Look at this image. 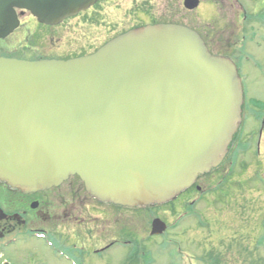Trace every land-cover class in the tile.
I'll list each match as a JSON object with an SVG mask.
<instances>
[{
  "label": "water",
  "instance_id": "water-1",
  "mask_svg": "<svg viewBox=\"0 0 264 264\" xmlns=\"http://www.w3.org/2000/svg\"><path fill=\"white\" fill-rule=\"evenodd\" d=\"M98 1L0 0V40L18 11L55 26ZM242 92L235 64L182 25L131 30L67 61L0 58V181L38 192L77 176L103 203L167 204L222 163ZM165 229L156 219L152 235Z\"/></svg>",
  "mask_w": 264,
  "mask_h": 264
},
{
  "label": "flooded vegetation",
  "instance_id": "flooded-vegetation-1",
  "mask_svg": "<svg viewBox=\"0 0 264 264\" xmlns=\"http://www.w3.org/2000/svg\"><path fill=\"white\" fill-rule=\"evenodd\" d=\"M102 1L104 0H99L87 12L93 11ZM223 1L225 0H199L198 8L192 11L185 8V0H183V6L188 13L202 7L204 11H207V16L215 17L220 22L221 16L217 13L218 8L216 9V7L221 6ZM226 1L229 2V0ZM231 1L233 10L234 6H237L240 11L238 15L233 14L234 18L237 16L240 21L247 24L244 26H247L248 29L239 30L240 36L231 31L226 44L221 43V48H224L228 54L214 53L217 45L213 43L214 41L207 33H199L212 55L227 58L236 65L242 84L244 99L242 121L233 141L229 144L228 153L223 162L209 173L198 176L188 190L172 198L167 204L149 207L131 208L100 202L87 193L84 183L77 176L70 177L59 186L38 192H23L0 181V264H47L45 257L47 253L54 258L58 257L59 262L64 261L66 264H153V255L155 253L166 254V251L171 262L176 264L175 261L181 259L184 254L185 231L182 228L185 222L196 223L197 226L194 229L198 231L205 230L213 224L207 212L198 207L202 203H211L212 201L228 206L235 205L241 190L239 184L245 180L248 185L251 184L248 176L244 178V175L238 173L241 155H252L253 164L256 167V183L264 187V180L263 183L259 180V177L262 176L260 173L264 174V157H262L264 153V105L252 99L255 102L253 105L255 108L249 109L246 82L248 77L242 72V61L252 62V58L242 53V50L252 43L254 38L261 35L259 29L264 30V0ZM244 5L250 6L251 11L247 10L248 6L247 9L243 8ZM137 11L139 12V10ZM87 12L55 26L39 23L28 13L29 21L34 22L32 24L34 33L29 34L26 31L29 37L27 41L30 42V45L17 48L15 43L6 49L0 47V58L26 62L76 59L94 54L112 39L131 30L148 25L168 24L166 22H151L135 26L112 37L88 54L63 56V53L57 51L45 54L31 49L32 45H37L36 41L42 37L40 36L42 33L52 36L56 42L54 47L57 48V41L53 33L58 32L67 21L76 19ZM25 13V11L18 12L20 26L10 36L16 34V31H19L23 26L21 18ZM126 14L137 13L130 8ZM205 18L207 19V17ZM206 30L209 29L206 28ZM6 39L0 40V42ZM58 39L59 37H57ZM54 47L52 46V48ZM257 66L258 70L263 69L261 66ZM232 189L236 190L232 192ZM258 190L261 194L262 191ZM254 191L253 187L249 190L251 195H254ZM262 196L264 197L263 194ZM168 206L176 210L172 222L165 223L157 216L149 219L150 223L145 224L142 221L144 215L164 211ZM156 219L166 225V229L161 235H152L153 223ZM218 229L219 227H215V230L212 228V232L208 233L211 238L214 237V232ZM262 229V234H264V222ZM258 242L261 246L264 245V235ZM148 246L150 247L147 248ZM129 249L132 251L127 255L126 252ZM118 250L124 251V257L122 259L120 257L119 260L113 259L112 252ZM204 254L206 264L208 260L216 261L219 264L220 253L214 254L210 249H206Z\"/></svg>",
  "mask_w": 264,
  "mask_h": 264
},
{
  "label": "rangeland",
  "instance_id": "rangeland-1",
  "mask_svg": "<svg viewBox=\"0 0 264 264\" xmlns=\"http://www.w3.org/2000/svg\"><path fill=\"white\" fill-rule=\"evenodd\" d=\"M231 5V0L229 2L225 0L221 6L216 7V9L218 8L217 13L221 16L219 22L215 17L207 16V11H204L202 7L197 11L188 13L183 6V0H104L93 11L67 21L58 32L53 33L57 41V48L54 47L56 42H54L52 36L42 33L40 35L42 37L39 36L40 39L37 40L38 42L36 41L37 45H32L31 49L45 54L57 51L63 53V56L88 54L98 49L112 37L135 26L151 22H166L168 24L187 25L198 34L207 33L214 41L213 43L217 45L214 53L225 55L228 53L225 52L224 48H221V43L226 44L230 32L234 31L236 32L235 35L240 36L239 30L248 29L247 26H244L247 24L240 21L237 16L236 18L233 16V14H239V7L234 6L233 10ZM247 6L242 7L247 9ZM130 8L137 14H126V11L128 13ZM248 8L250 9V6ZM249 9L247 10L250 12L251 9ZM27 16L28 13H25L24 17L21 18L23 26L19 31H16V34L0 42L1 48H9L15 43L17 48L30 45V42L27 41L29 37L26 31L29 34L34 33L32 27L34 22H30ZM36 27L40 28L39 26ZM206 28L209 30H206ZM259 30L261 35L254 38L252 43H249L242 50V53L252 58V62L242 61V72L248 77L246 82L249 109L255 108L253 107L255 100L264 105V30ZM57 37H59L58 40ZM257 65L263 69L258 70ZM262 157H264V153ZM239 159L238 173L244 175V178L248 176L251 184L248 185L246 180L241 182V179H239L241 190L239 192L238 189L239 195L237 203L232 205L233 209L232 206L218 204L215 201L202 203L198 207L200 210L207 212L213 224L205 230L198 231L194 229L197 226L196 223L185 222L182 228L185 231L184 254L181 259L175 261L176 264H206L204 254L206 249H210L214 254L220 253L218 256L220 258L219 264H264V245L261 246L258 242L263 236L264 197L262 194L264 195V187L256 183V167H254L252 155L243 154ZM260 174L262 176L259 177V180L263 183L264 174L263 172ZM252 187L255 189L254 195L249 192ZM258 189L262 191L261 194ZM235 190L232 189L231 191L234 192ZM241 191L243 192L241 193ZM231 211L233 212L231 213ZM175 215L176 210L168 206L164 211L144 215L142 221L145 224L150 223L149 219L157 216L163 222L170 223L174 220ZM215 227H219V229L214 232L215 235L211 238L208 233L212 232V228L215 230ZM205 238H207L206 241ZM130 251L132 249H129L126 254L129 255ZM45 257L47 264H66L64 261H62L63 263L59 262L58 257L54 258L49 253L45 254ZM120 257L121 259L124 257V251L112 252L113 259L119 260ZM153 257V264H173L167 256V251L166 254L155 253ZM212 262L208 260L207 264H217L216 261Z\"/></svg>",
  "mask_w": 264,
  "mask_h": 264
},
{
  "label": "trees",
  "instance_id": "trees-1",
  "mask_svg": "<svg viewBox=\"0 0 264 264\" xmlns=\"http://www.w3.org/2000/svg\"><path fill=\"white\" fill-rule=\"evenodd\" d=\"M255 104V103H254Z\"/></svg>",
  "mask_w": 264,
  "mask_h": 264
}]
</instances>
